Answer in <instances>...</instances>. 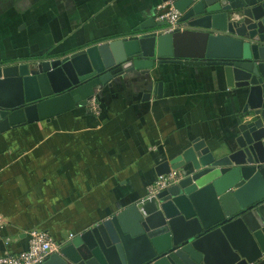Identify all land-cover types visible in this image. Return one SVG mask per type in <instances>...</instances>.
I'll return each instance as SVG.
<instances>
[{"label": "water", "instance_id": "95a60500", "mask_svg": "<svg viewBox=\"0 0 264 264\" xmlns=\"http://www.w3.org/2000/svg\"><path fill=\"white\" fill-rule=\"evenodd\" d=\"M163 1L182 13V28L162 33L165 21H147L130 36L64 57L0 65V133L86 106L115 77L149 76L167 63L218 66L244 101L231 140L218 147L191 140L156 168L158 176L180 171L176 183L42 264H254L264 257V0ZM12 82L17 94L6 99Z\"/></svg>", "mask_w": 264, "mask_h": 264}, {"label": "crops", "instance_id": "0c3cea01", "mask_svg": "<svg viewBox=\"0 0 264 264\" xmlns=\"http://www.w3.org/2000/svg\"><path fill=\"white\" fill-rule=\"evenodd\" d=\"M171 3L0 0V65L130 36L147 21L162 22ZM9 87L6 99L17 94L16 83ZM235 93L218 66L161 64L149 76L115 77L86 106L0 133V255L27 249L32 229L66 243L148 197L158 165L191 140L223 146L244 106Z\"/></svg>", "mask_w": 264, "mask_h": 264}, {"label": "built area", "instance_id": "2783aa9c", "mask_svg": "<svg viewBox=\"0 0 264 264\" xmlns=\"http://www.w3.org/2000/svg\"><path fill=\"white\" fill-rule=\"evenodd\" d=\"M182 13L176 9L171 3L170 8L161 16V20L165 21L166 25L159 31L176 30L182 28L180 18ZM43 60V59H40ZM30 62H39L38 60H30ZM92 113L99 115L100 107L96 102L90 105ZM181 176L180 171L173 170L167 175H162L156 178L149 186L148 192L150 195H156L161 190L176 183ZM2 223L0 222V228ZM71 238L74 235H70ZM64 243L57 240L50 232L42 229H32L29 232V240L27 249L17 253H6L0 255V264H42L52 254L60 253Z\"/></svg>", "mask_w": 264, "mask_h": 264}]
</instances>
